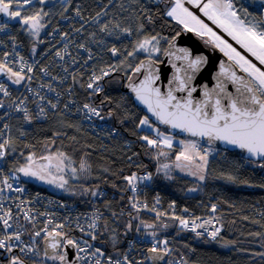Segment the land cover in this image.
<instances>
[{"label": "snow or ice", "instance_id": "snow-or-ice-1", "mask_svg": "<svg viewBox=\"0 0 264 264\" xmlns=\"http://www.w3.org/2000/svg\"><path fill=\"white\" fill-rule=\"evenodd\" d=\"M251 2L255 4L254 11L241 0H95L99 10L85 16L83 0L79 3L75 0H0V15L7 18L0 21V48L9 49L0 52V77L30 94L14 97L9 84L0 79V264H189L183 253H179L178 258L174 255L177 249L170 246L167 237L160 238L159 233L172 226L165 217L178 222L180 231H191L197 238L207 236L217 242L222 239L221 228L214 224L218 222L214 215L208 219L176 215L173 201L168 206L173 210L169 216L157 209L158 196L151 207L141 201L136 195L138 186L153 180L152 172L139 174L133 171L122 177L127 185L123 191L133 193L128 197V206L135 212V215L133 211L127 213L123 233L110 226L108 217L92 201H88L92 206L90 212L78 213L74 218L65 216L57 222L53 213L40 212L33 206L39 200V193L33 198L21 197L20 194L26 192L21 177L55 186L72 196L99 200L105 197L99 184L95 187L80 184L77 188L70 182L87 180L91 175L88 154L81 156L76 166L72 155L59 147L52 150L56 143L53 138L44 142L45 154L38 155L31 150L25 154L21 149L19 156L23 163L20 160L9 163V158L17 153L21 138L29 134L24 125L47 119L50 110L57 116L63 115L60 106L65 93L69 99L63 103L64 112H71L74 106L76 112L83 114L84 120L114 118L120 105L116 109L109 107L112 99L106 95L99 104L92 102L93 98L104 93L101 82L106 77L117 71H130L127 87L158 122L149 115L139 118L134 127L144 134L137 138L154 153L153 159L169 161L158 164L157 174L162 173L164 179L171 180L174 170L186 173L196 181L195 187L187 189L189 192L201 190V185L209 179L250 184L236 173L244 164L264 169V0ZM55 15L62 20L79 22V27L69 25L71 31H62L56 25L47 33L50 38L59 34L57 43L63 41L62 48L41 38ZM158 23L160 31L156 30ZM88 25L93 30L89 31ZM165 29H170L167 34H164ZM217 29L231 37L239 49ZM84 32H87V41L118 60L98 71L93 66L86 83L82 82L84 72L80 68L70 71L72 65L80 64V49L87 53L81 68L97 58V53L87 42L76 43L72 36ZM19 33L25 35L33 58H46L54 50L63 75H53L49 65L41 64L39 59L29 61L17 51L18 47L24 46ZM189 34L203 45L218 49L226 60H217L195 42L182 45L181 39ZM106 38H113L115 42L110 43ZM46 43L50 47L39 51V46ZM70 45L75 47L76 54L69 51ZM164 66H170V76L162 71ZM44 77L49 79L37 83L35 88L32 86L33 81H43ZM208 79L212 81L211 87ZM68 80L72 83L64 92L52 83L58 81L62 85ZM198 80L202 83L197 84ZM165 81L162 89L161 84ZM77 84L86 90L88 97V102L82 105H77L73 98V85ZM197 92H200L199 97L194 95ZM48 93H54V98H49ZM30 104L35 105V112ZM127 119L130 116L124 113L119 123L122 125ZM13 120L19 126L14 125ZM159 125L178 129L191 138L177 140L171 132L162 131ZM105 134L118 137L121 133L119 128L111 127ZM132 134L135 136L136 132ZM59 135L54 133V137ZM217 142L247 155L230 161V170L216 172L210 166L211 158L218 155L227 161L229 151V147L218 148ZM23 148L32 149L34 145L24 143ZM136 155L139 153H133ZM127 159L131 162L132 156ZM103 171L107 173L109 169ZM112 186L116 187L115 184ZM259 187L264 188V184ZM59 206L65 207L62 202ZM217 207V204H211L210 211L215 213ZM103 208L114 221L124 215L123 209L119 213L111 209L110 200H103ZM141 210L154 212V222L141 219ZM183 211L188 213L189 210L184 208ZM41 217L42 226L38 227ZM133 221L138 223L134 225ZM75 231L80 235L73 236ZM133 231L137 236L127 239ZM250 235L264 237L261 232ZM124 243L126 248L122 249L120 245ZM234 243L224 241V246ZM106 245H110V251ZM261 246L264 247V241ZM69 250H72L71 258ZM251 256L264 260V251L252 252Z\"/></svg>", "mask_w": 264, "mask_h": 264}, {"label": "trees", "instance_id": "trees-1", "mask_svg": "<svg viewBox=\"0 0 264 264\" xmlns=\"http://www.w3.org/2000/svg\"><path fill=\"white\" fill-rule=\"evenodd\" d=\"M75 2L79 3L81 0H75ZM241 2L245 6L250 5L246 0H241ZM83 3L86 5L85 15L94 14L95 11L99 10L96 7L95 0H83ZM249 10L254 11L255 9L250 5ZM58 18V15L51 17V25L45 32L41 33L42 39L47 37V33H49ZM16 27H19L18 24ZM156 30L160 31L159 23ZM169 30L165 29L164 34H167ZM18 37L26 45H29L23 33H19ZM106 39L110 43L115 42L113 38ZM117 46L120 45L117 44ZM140 58H143V56ZM109 63H118V60L105 52L101 64L105 66ZM131 74L130 71L127 73L117 71L106 77L101 82L104 93L94 97L92 101L99 104L100 100L106 95L112 99V104L109 107L116 109V106L120 105V108L116 110L115 117L107 119L120 129V136L103 139L88 130L78 117L64 112H62V116H57L52 112L45 121L37 120L31 125H24L29 134L27 137L21 138L22 142L19 144L17 153L9 158V163L14 160L22 162V158L19 156L21 149L25 154L30 150L37 152L38 155L45 154L43 151L44 142L53 138L56 143L52 146V150L54 151L59 147L69 153L73 156L76 166H78L81 156L87 153L88 162L92 166L91 175L87 180L80 179L70 182L77 188L80 184L87 187H95L96 184H99L101 190L105 193V197L95 200L91 197L72 196L68 193L56 194L64 199L78 202L85 207H91L88 201H92L108 217L110 226L115 227L119 233H123L124 225L128 221L127 213L132 211L128 206V197L133 195L131 191H123L127 185L122 177L133 171L139 174L148 171L153 172L159 163V161L152 158L154 153L149 152L137 138L144 133L139 132L134 125L145 113L135 106L131 95L126 90L127 75ZM80 90V98L88 102L87 93L82 88ZM124 113H127L130 119L125 120L121 125L119 120L123 118ZM13 124L19 126L15 120ZM133 132H136L135 136L132 134ZM54 133L60 135L54 137ZM24 143L34 145V148L24 149ZM133 153H139V155L133 156ZM226 155L228 157L227 161H224L218 155L211 158L210 166L216 172L221 169L230 170L229 162L242 157L236 151L227 152ZM129 156H132L131 162L127 159ZM104 168H108L109 172L105 173ZM236 174L241 180H247L250 184H233L224 180L209 179L201 185V190L189 192L187 189L196 186L195 179L179 173H173L174 178L167 181L163 180L160 174H157L150 182L139 184L136 193L138 198L141 201L145 200L149 206H152L158 196L160 203L157 205V209L159 211L165 210L169 216L172 215L173 210L169 209L168 206L175 201L174 211L176 215H216L218 217L221 228L220 237L222 238L219 242L212 241L206 236L197 238L195 233L192 232L180 231L177 227L178 222H173L165 217L164 219L172 226L160 232L159 235L160 238H171L170 246L177 249V253H174L177 258L179 253H183L189 264H264V260L251 256L252 252L264 251V247L261 246L264 237L250 235V233L255 232L264 233V215H262L264 214V188L259 187L260 184H264V169L256 165L244 164ZM105 177L107 178L106 182ZM21 178L31 189L50 191L25 180L23 177ZM113 184L116 187H113ZM104 199L111 201L113 211L119 213L123 209L124 215L114 221L109 212L103 208ZM213 203L218 205L215 213L210 211V205ZM184 208L189 210L188 213L183 211ZM133 214L135 215L134 211ZM139 216L148 223L155 220V214L153 213L140 212ZM254 221H259V223ZM136 223L138 221H133L134 225ZM133 233L134 231L129 233L127 239ZM121 238L123 239V237ZM224 241H235V243L224 246ZM106 247L109 251L111 250L110 245H106ZM120 247L125 248L126 243L121 244Z\"/></svg>", "mask_w": 264, "mask_h": 264}, {"label": "built area", "instance_id": "built-area-1", "mask_svg": "<svg viewBox=\"0 0 264 264\" xmlns=\"http://www.w3.org/2000/svg\"><path fill=\"white\" fill-rule=\"evenodd\" d=\"M69 15H71V13H69ZM85 16H87V15H85ZM0 21H3V20L0 19ZM70 24H74L76 27H79V22L77 20H62L60 17L57 19V21L53 27H55L56 25H59V27L62 31H71V29L69 27ZM86 28H88L89 31L93 30L91 25L86 26ZM51 31H52V28L49 32H51ZM100 35H102V34H100ZM72 36L74 37L76 43L87 42L88 45L93 49V52L97 53V58L95 60L89 61L88 66L81 68V65L83 64V60L87 58V53L83 49H80L79 50L80 64L72 65L70 68V71L75 70L77 68H80V70L84 72L82 82L86 83L87 82V76H88V74L91 73L93 66H95L97 71L100 67H103L101 62H102V59H103L105 52H101V50L96 45H93V44H91L90 41H87V32H84V33L79 34V35L73 33ZM45 40L46 41L50 40V43L54 44L56 48H62L63 47V43H64L63 41H60V43H57V41L60 40L59 34H54V38H50L47 36L45 38ZM29 47H30V45H26L24 42V46L18 47L17 51H19L22 55H24L27 59H29V61H31L33 59H39L41 61V64L49 65L50 70L52 71L53 75H63L60 67H58V65L60 64V61L58 60V58H55V56H54V50L46 58L43 56H38V57L33 58V57H31ZM48 47H50V45H49V43H46L45 45H40L38 50L44 51ZM6 50H9V49L0 48V52L6 51ZM69 51H71L73 54H76L77 50L75 49V47L70 45ZM65 60H68V57H65ZM38 75H42V74L38 73ZM2 79L4 80L5 83L9 84V88L12 91L14 97L17 95H20L21 93H24V94H27L30 96V94L26 93V91L23 88H20V86L12 85L10 82H8L6 80V78H2ZM48 79H49L48 77H44L43 81L35 80L32 82V86L35 88L37 86V83L46 82ZM52 83L58 88L59 91L64 92V90L72 82H71V80H68V81H65V83L62 85L58 81H52ZM73 88H74V97L73 98L77 101V105H82L84 102H87V101H83L79 96L80 91H81L79 85L78 84L73 85ZM83 91L86 92L85 89H83ZM48 96H49V98H54L55 94L54 93H48ZM68 99H69V97H68L67 93H65L61 97V106H60L61 112H64L63 103L67 102ZM29 107L32 108L33 112H35V105L30 104ZM0 111H2V110H0ZM50 113H52L51 110L49 111V115H50ZM64 113L78 117L88 130L99 135L103 139H109V138L114 136V135L108 136L105 134V132L109 128L116 127L115 125L111 124L108 120L100 121L96 118H93L91 121L84 120L83 114L76 112L74 106L72 107L71 112H64ZM45 120L46 119H40V121H45ZM12 123H13V121H12ZM148 172H151V171H148ZM144 173H146V172H144ZM152 173L154 174V177L157 176L156 169ZM21 182L23 183L24 187L26 188V192L23 194H20L21 197L22 198H24V197L33 198V197L37 196V193H39V200H38V202L34 203L33 206L40 212L47 211V212L53 213L54 216L56 217L57 222L61 221L62 218L65 216H71L74 218L78 213H87V212H90L92 210V206L91 207H85L78 202H74V201L64 199L60 195H57L56 193H53L51 191H47V190H43V189H31L22 179H21ZM147 182H150V181H147ZM9 195H17V194L9 193ZM50 201H52V203H50ZM142 201L146 202L145 200H142ZM60 202H62L65 205V207L61 208L59 206ZM149 207H151V206H149ZM162 211L166 212L165 210H162ZM141 212H149V213L155 214L154 212H150L148 210H141ZM210 216H213V215H199L198 217H201L202 219H208ZM214 216L217 217L216 215H214ZM192 217H194V215L185 216V218H192ZM40 219H41V224L38 225V227L42 226L43 217H41ZM214 224L216 227H220L219 219H218V222H214ZM188 232H191V231H188ZM72 235L73 236H79L80 233L78 231H75L72 233ZM136 236H137V234L134 231L133 235L129 238V240L133 239ZM24 239L27 241L28 237L25 236ZM168 239L170 240L169 237H168ZM97 246H99V245H97ZM133 255H135V253H133Z\"/></svg>", "mask_w": 264, "mask_h": 264}, {"label": "water", "instance_id": "water-1", "mask_svg": "<svg viewBox=\"0 0 264 264\" xmlns=\"http://www.w3.org/2000/svg\"><path fill=\"white\" fill-rule=\"evenodd\" d=\"M0 19H2L4 21L7 18L6 17H3L2 15H0ZM189 36L191 37L190 40H189ZM189 36L183 37L181 39L180 43L183 45L185 43L195 42L199 47L206 48L207 51L209 53H212L213 57H215L217 60L218 59H224V60H226V57H224L223 56V53L219 52L218 49L214 50V49H212L211 46H205V45H203V42L202 41H199L198 38H196L195 36H191V34H189ZM162 71L165 72L168 76L171 75V68H170V66H164L163 69H162ZM2 78H4V77H0V79H2ZM140 78H142V77H140ZM128 83H129V81L127 80V82H126V90L131 95L132 100H133L135 106L137 108H140L145 113V115H149L150 119H152L154 122H156L155 121V117H152L151 114L147 112L146 106L143 105V104H141L139 101H137L135 99V94L132 93L131 90L127 87ZM200 83H202V81L198 80L197 81V84H200ZM208 83H209V87H211L212 86V81L210 79H208ZM165 85H166V81H165L164 84H161L162 89L165 87ZM230 88H231V86H230ZM178 95H182V94L178 93ZM194 95H196L197 97H199L200 96V92H197ZM156 123L158 124V122H156ZM159 127L161 128L162 131L171 132L175 136L182 137V138H191V137L188 136L187 133H181L178 129L177 130L171 129L167 125H159ZM216 146L218 148H220V149H223L225 147H229V151L228 152L236 151V152L240 153L242 156L247 155L246 153H243L241 150L231 148L230 146H225V145L221 144L220 142H217V145ZM71 255H72V250H69V258H71Z\"/></svg>", "mask_w": 264, "mask_h": 264}, {"label": "rangeland", "instance_id": "rangeland-1", "mask_svg": "<svg viewBox=\"0 0 264 264\" xmlns=\"http://www.w3.org/2000/svg\"><path fill=\"white\" fill-rule=\"evenodd\" d=\"M246 2H247L248 4H250L251 6H253L254 9H255V4H253V3L251 2V0H249V1L246 0ZM255 3H259V0H255ZM233 46H234V45H233ZM234 47H235V46H234ZM176 137H177V140H179V139H187V138H182V137H178V136H176ZM201 143H203L205 147L207 146L206 143H204V142H202V141H201ZM177 147H178V144H177ZM171 158L174 159V156H172ZM21 161H22L21 163L24 162L23 159H22ZM164 162H169V161H166V160H163V159L159 161V163H164ZM173 173H179V174H182V175L188 176L186 173H181V172H179V170H174ZM160 175L162 176V179H163V180L167 181V179H164V178H163V174H162V173H161ZM189 177H190V176H189ZM23 178H25V180H27V181H29V182H33V183H34L35 185H37V186L44 187V188H46V189H48V190H50V191H53V192H55V193H59V194H60V193H62V194L65 193V192H63L62 190L57 189L55 186L45 184V183L40 182V181H37V180H35V179H30V178H26V177H23ZM143 183H145V182H141L140 184H143ZM196 192H197V191H196Z\"/></svg>", "mask_w": 264, "mask_h": 264}, {"label": "bare ground", "instance_id": "bare-ground-1", "mask_svg": "<svg viewBox=\"0 0 264 264\" xmlns=\"http://www.w3.org/2000/svg\"><path fill=\"white\" fill-rule=\"evenodd\" d=\"M193 10L195 11V9H193ZM197 14H198V15H201V18L205 19V22H206V23H209L210 26H212V25H211V22H210V21H207V18H206V17H203L202 14H200L199 12H197ZM213 27H215V26H213ZM217 31L221 32V34L224 35V37H225L226 39H228L230 43H232L235 47H237V48L239 49V45H236L235 41H233V40L231 39V37H228L226 33H222V30L217 29ZM13 123H14V120H13ZM187 216H189V215H187ZM184 217H185V216H184ZM219 225H220V224H219ZM177 227L179 228V226H177ZM185 231H186V230H185ZM186 232H188V231H186ZM192 233H193V232H192ZM206 237H207V236H206ZM209 239H210V238H209ZM170 242H172L171 238H170Z\"/></svg>", "mask_w": 264, "mask_h": 264}]
</instances>
